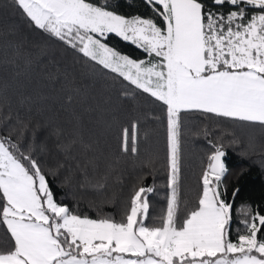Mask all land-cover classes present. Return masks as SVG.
Segmentation results:
<instances>
[{"label":"snow or ice","instance_id":"6c2138e0","mask_svg":"<svg viewBox=\"0 0 264 264\" xmlns=\"http://www.w3.org/2000/svg\"><path fill=\"white\" fill-rule=\"evenodd\" d=\"M143 3L151 15L119 12L111 0H7L28 28L45 38L42 45L32 46L44 49L41 57L47 63H56L53 45H59L72 55L66 75L74 66L90 68L84 78L91 81L98 68L126 82L121 92L125 100L147 94L163 106L169 195L158 223L146 222L149 194L155 190L151 186L134 191L120 220L81 215L57 199L49 176L64 170L68 185L75 170L90 183L88 169L99 165L94 159L81 162L75 152L81 146L91 150V145L51 123L19 116L13 123L6 115L0 120V264H264V214L259 210L248 205L239 210L242 219L232 239L234 204L227 199L224 137H231L228 146L238 145L234 133L216 135L209 124L201 128L197 135L211 148L202 191L192 206L182 200V130L188 117L199 113L205 120L264 130V0ZM112 36L143 55L121 51L109 43ZM5 41L11 58L0 56V100L9 87L7 68L17 81L33 71L28 37L10 25L0 28V45ZM45 76L61 83L57 72L45 71ZM65 83L70 85L63 97L68 107L90 86H77L74 76ZM33 99L25 94L21 103ZM74 120L79 122L75 114ZM139 138V121L123 127L120 151L138 155ZM50 139L62 157L55 167L43 158ZM248 147L254 151L252 141ZM93 186L102 189L105 184ZM238 192L233 191V199Z\"/></svg>","mask_w":264,"mask_h":264},{"label":"trees","instance_id":"16d2710c","mask_svg":"<svg viewBox=\"0 0 264 264\" xmlns=\"http://www.w3.org/2000/svg\"><path fill=\"white\" fill-rule=\"evenodd\" d=\"M111 2L113 7L125 14L151 15L143 0ZM0 9H3L0 12V28L15 26L26 35L31 42L29 48L33 60V71L22 74L19 81L13 78L10 67L5 70L9 87L0 100V120L10 115L13 123L19 116L21 120L59 126L66 134L78 135L85 144L91 145V150L81 146L75 152L81 162L94 159L99 165L98 169H88L90 183L84 181L75 170L73 180L68 185L63 183L64 170L56 177L49 176L57 199L81 215L90 218L112 215L120 220L134 191L141 186H151L155 190L149 194L150 210L146 222L158 223L166 209L169 195L166 187L167 132L163 106L153 102L147 94L138 96L136 100H125L121 92L127 86L126 82L114 79L112 74L98 68L95 79L91 81L84 78L85 73L92 71L90 68L74 66L66 75L72 62L71 53H65L59 45H53L52 59L56 63H47V58L41 57L44 49L32 46L42 45L45 38L29 29L24 20L7 5V0H0ZM109 43L135 57L143 55L115 36L110 38ZM0 56L11 58V50L6 47V41L0 45ZM45 71L57 72L61 83L48 80ZM72 76L77 86L82 83L90 86L68 107L63 104V97L70 86L65 82L71 80ZM25 94L34 97L31 104L21 103ZM37 96L46 99H37ZM74 114L79 117L78 123L74 120ZM133 121H139L140 124V150L136 156L120 151L122 128L130 127ZM205 124H209L216 135L221 131L234 133L240 141L238 145L228 146L231 137H224L227 152L225 160L229 169L225 183L227 199L234 204L232 239L235 240L236 227L242 219L238 213L243 206H251L253 211L259 210L264 214V164L261 163L264 161V130L241 122L205 120L199 113L188 117L182 130V200L189 206L195 204L202 191L201 177L207 165V155L211 151L203 136L197 135ZM40 135L45 136L46 131ZM250 141L254 143V151L248 147ZM47 144L48 153L43 158L47 166L55 167L62 161V157L56 151L54 139L48 140ZM105 176L106 180L103 179ZM98 181L104 183L105 187L95 188L93 185ZM81 184L84 186L81 187ZM236 189L239 192L233 199L232 193ZM2 236L3 231L0 230Z\"/></svg>","mask_w":264,"mask_h":264},{"label":"rangeland","instance_id":"374dc122","mask_svg":"<svg viewBox=\"0 0 264 264\" xmlns=\"http://www.w3.org/2000/svg\"><path fill=\"white\" fill-rule=\"evenodd\" d=\"M74 189V188H73Z\"/></svg>","mask_w":264,"mask_h":264}]
</instances>
